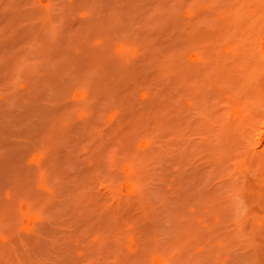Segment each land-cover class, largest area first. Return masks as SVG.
I'll list each match as a JSON object with an SVG mask.
<instances>
[{
	"label": "rangeland",
	"instance_id": "rangeland-1",
	"mask_svg": "<svg viewBox=\"0 0 264 264\" xmlns=\"http://www.w3.org/2000/svg\"><path fill=\"white\" fill-rule=\"evenodd\" d=\"M0 264H264V0H0Z\"/></svg>",
	"mask_w": 264,
	"mask_h": 264
}]
</instances>
